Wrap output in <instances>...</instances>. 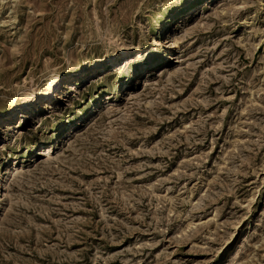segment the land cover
<instances>
[{
  "label": "rangeland",
  "instance_id": "rangeland-1",
  "mask_svg": "<svg viewBox=\"0 0 264 264\" xmlns=\"http://www.w3.org/2000/svg\"><path fill=\"white\" fill-rule=\"evenodd\" d=\"M174 2L0 0V118ZM196 6L146 85L110 63L1 133L0 264H264V0Z\"/></svg>",
  "mask_w": 264,
  "mask_h": 264
},
{
  "label": "bare ground",
  "instance_id": "bare-ground-1",
  "mask_svg": "<svg viewBox=\"0 0 264 264\" xmlns=\"http://www.w3.org/2000/svg\"><path fill=\"white\" fill-rule=\"evenodd\" d=\"M197 2L198 0H175L172 4V16L168 20H165L161 27L163 33H166L165 36L167 37V41L172 47L176 48L178 40L177 36L178 33L181 32H179V30L185 26L188 19L195 13ZM210 3L207 6H211L212 9ZM174 7H176V9H174ZM263 13L264 6L261 8L260 15ZM162 31L159 33H147L142 39L134 43L121 41L117 43L115 47L107 49L103 54L95 56L90 60H84L75 65L70 72V75L66 77L65 80H59L58 75L53 74V76L48 77L47 79L45 78L46 81L41 87L33 89L32 91L21 92L17 97L3 105V108L8 111V114L0 118V138L1 133L7 132L13 127H18L21 123L24 124V121H26L28 116L37 111L43 106V104H54L61 99H66L68 96L76 94L83 80H86L88 77L94 76L95 74H100V71L103 70L107 64L112 63V65L117 66L120 60H126L127 62L123 67L118 68L121 69L122 76L130 78L132 62L135 61L137 64L141 65V75L138 76L137 84L146 85L148 80H150L148 61L152 60V57L156 52H160L165 48L164 41L162 42L159 39ZM132 56H135V58L133 57L132 59ZM126 81L118 85L119 95L121 86H126ZM129 93L132 94L133 92ZM52 144L53 142L46 143L45 145L43 144L42 146H39V148L33 145L31 147V152L36 153L37 150L41 148V150L37 152L38 154L46 156L47 154L50 155V152H54V146L51 147ZM5 158L8 160V157ZM15 160H17V158H15ZM8 172L9 169L6 167V170L4 169V172L0 176V191L2 190L6 178H8Z\"/></svg>",
  "mask_w": 264,
  "mask_h": 264
}]
</instances>
